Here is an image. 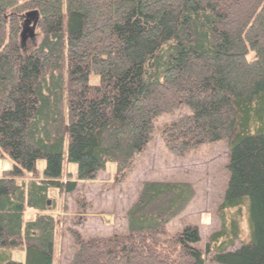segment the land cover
Masks as SVG:
<instances>
[{"label":"trees","instance_id":"trees-1","mask_svg":"<svg viewBox=\"0 0 264 264\" xmlns=\"http://www.w3.org/2000/svg\"><path fill=\"white\" fill-rule=\"evenodd\" d=\"M29 13L40 42L25 48ZM178 111L158 128L171 154L229 141L220 225L204 250L196 226L166 230L194 200L192 184L147 181L125 234L70 229L68 264H207L211 254L264 264V0H0V160L12 165L0 174V264H20L18 248L26 264H51V193L111 165L125 177L159 118Z\"/></svg>","mask_w":264,"mask_h":264},{"label":"rangeland","instance_id":"rangeland-1","mask_svg":"<svg viewBox=\"0 0 264 264\" xmlns=\"http://www.w3.org/2000/svg\"><path fill=\"white\" fill-rule=\"evenodd\" d=\"M34 20V19H33ZM30 20L27 29L33 27ZM25 48L35 47L39 38L25 35ZM22 45V42H21ZM91 84L97 85L99 78L93 76ZM184 111L172 115H163L156 124L153 139L147 144L144 153L136 160L130 173L125 177L115 176V166L97 175L94 181H80L76 190L70 194L51 193L50 214L55 217L56 229L53 242L51 264H68L75 251L70 229L77 231L84 238L108 237L113 234H125L127 231L126 214L136 202L140 186L147 181H172L191 183L195 189V198L187 210L166 226L169 234L182 232L189 226L198 228L201 241L196 248L204 250L209 235L219 228L218 207L222 203L230 179V147L228 140L201 145L197 150L185 155L171 154L159 133V126L179 120ZM1 171L12 169L9 163L2 160ZM5 163V164H4ZM67 165V163H66ZM66 165L64 166L66 168ZM6 167V168H4ZM43 169L42 163L39 164ZM74 174V168L71 167ZM4 172H0L2 174ZM52 212V213H51ZM33 214H27L32 219ZM26 246V245H25ZM240 247L236 242L230 251ZM26 248L13 251V261L27 263ZM213 254L207 257V264Z\"/></svg>","mask_w":264,"mask_h":264},{"label":"water","instance_id":"water-1","mask_svg":"<svg viewBox=\"0 0 264 264\" xmlns=\"http://www.w3.org/2000/svg\"><path fill=\"white\" fill-rule=\"evenodd\" d=\"M37 18H38V15L36 13H30L26 16V21H25V27H24V30L21 34V39L22 41H25L26 37L25 35L27 33L30 34V37L33 38L34 37V32H35V29H36V23L35 25L31 28V29H27V26L29 25L30 23V19H34L35 22H37ZM51 203L49 202L48 205H50Z\"/></svg>","mask_w":264,"mask_h":264}]
</instances>
